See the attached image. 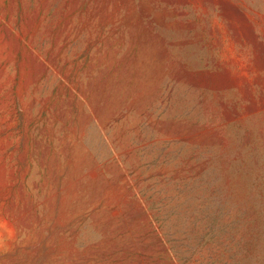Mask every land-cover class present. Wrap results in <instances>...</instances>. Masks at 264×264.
Wrapping results in <instances>:
<instances>
[{
  "label": "rangeland",
  "instance_id": "rangeland-1",
  "mask_svg": "<svg viewBox=\"0 0 264 264\" xmlns=\"http://www.w3.org/2000/svg\"><path fill=\"white\" fill-rule=\"evenodd\" d=\"M0 264H264V0H0Z\"/></svg>",
  "mask_w": 264,
  "mask_h": 264
}]
</instances>
